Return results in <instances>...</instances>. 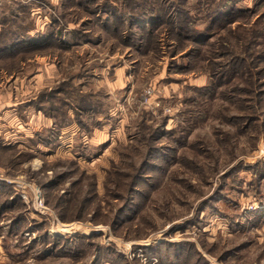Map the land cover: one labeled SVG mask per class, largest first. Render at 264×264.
I'll use <instances>...</instances> for the list:
<instances>
[{"label":"rangeland","instance_id":"rangeland-1","mask_svg":"<svg viewBox=\"0 0 264 264\" xmlns=\"http://www.w3.org/2000/svg\"><path fill=\"white\" fill-rule=\"evenodd\" d=\"M13 44L0 264H264V0H0Z\"/></svg>","mask_w":264,"mask_h":264},{"label":"trees","instance_id":"trees-1","mask_svg":"<svg viewBox=\"0 0 264 264\" xmlns=\"http://www.w3.org/2000/svg\"><path fill=\"white\" fill-rule=\"evenodd\" d=\"M41 47V45H38ZM24 46L13 44L11 46L1 47L4 49H0V72L7 71V73L12 72H21L23 64L27 63L31 60L33 52H36L38 47L37 46H30L28 48H23ZM256 58V56L254 57ZM259 63L264 64V57L259 58ZM245 64V63H244ZM247 64V62H246ZM242 72L241 74H243ZM252 71H248L246 75H244L245 82L249 85L251 83V77ZM245 93H253L255 94V90H244ZM47 96V93H43L40 100H38L39 104L43 101H45ZM46 109H49L51 107V104L48 102L43 103ZM41 105V104H40ZM41 108L42 105L40 106ZM0 191H4L5 193H9V190L5 187V185L0 183ZM16 196H14L12 199L9 198L7 200L15 202L20 201L18 198L15 199ZM15 199V200H14Z\"/></svg>","mask_w":264,"mask_h":264}]
</instances>
